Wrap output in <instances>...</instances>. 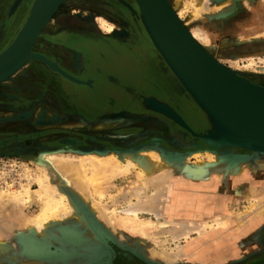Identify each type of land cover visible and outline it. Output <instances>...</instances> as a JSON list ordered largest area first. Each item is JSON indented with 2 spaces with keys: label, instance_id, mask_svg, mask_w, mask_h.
<instances>
[{
  "label": "rangeland",
  "instance_id": "obj_1",
  "mask_svg": "<svg viewBox=\"0 0 264 264\" xmlns=\"http://www.w3.org/2000/svg\"><path fill=\"white\" fill-rule=\"evenodd\" d=\"M8 1L11 2L0 0V6L7 5ZM105 1L110 0H71L54 17L52 26L57 30L45 31L37 45L46 46L50 53H59L56 46L67 33L68 23L74 22L80 28L75 35L84 36L75 46L86 53L89 44L105 54L111 66L101 65L112 76L109 78L112 84L111 89L99 90L70 83L78 90L88 88L99 98L101 110L116 113L88 123L81 116L68 113L55 101L48 107L49 112L39 113V106L20 111L2 105L17 89L10 83L0 85V142L12 139V136L2 135H11L15 129L37 135L0 148V264H115L120 254L141 264H264V155L250 157L239 174L219 176L206 169L205 174L194 175L191 171L198 170V163L205 160L207 153L220 157L223 150L205 146L199 139L200 146L194 148V137L184 135L180 127L156 114L126 112L109 106L105 102L107 93L113 98L123 95L129 104L139 106L144 91L178 108L195 132L209 131L212 127L206 114L160 57L144 29L136 3L133 0L124 3L126 12H122ZM180 1L182 6L188 7L183 17L185 21L200 0ZM15 2L0 9V29L8 26L23 0L12 12ZM208 4L214 9L217 6V3ZM229 13L207 29L212 55L218 63L264 89L254 82L257 80L264 85V35L248 38L245 35L249 21L239 20L237 12ZM123 15L131 21L124 22ZM59 21H64L63 25ZM134 32L142 34L141 39L128 48L120 41V35L129 39ZM10 34L7 39L3 38L0 46L7 42ZM258 44L262 45L253 53H247L251 46ZM112 53L118 55L115 57ZM135 53L147 54L150 64L139 62ZM152 61L157 63L158 72L152 68ZM84 75L86 81L76 80L89 82L90 77ZM18 76L19 72L10 78L12 84ZM103 82L97 79L95 84L102 86L106 84ZM118 85L127 92L117 89ZM140 149L155 151L161 160L166 159L165 170L145 176L139 168L122 166L119 155ZM230 151L253 155L241 148ZM47 152L61 155L64 161L82 169L80 184L89 202L81 200L77 191L56 174L50 176L52 181L46 180V190L41 187L43 175L37 159ZM167 177L172 180L170 201L159 217L148 212L138 217L125 213L130 205L137 204ZM189 179L209 181H199L204 183L201 186L191 185L193 182ZM184 180L188 187L179 188L178 181ZM212 181L213 184H209ZM9 189L15 193L14 201L1 195ZM56 192L62 196L59 198ZM178 192L183 193L179 198L184 201H179ZM45 205L51 208L46 217L48 229L30 231L31 223ZM203 224L208 225L204 233H192L187 239L174 237L180 226ZM249 231L252 232L247 233ZM209 233V237H205Z\"/></svg>",
  "mask_w": 264,
  "mask_h": 264
},
{
  "label": "water",
  "instance_id": "obj_2",
  "mask_svg": "<svg viewBox=\"0 0 264 264\" xmlns=\"http://www.w3.org/2000/svg\"><path fill=\"white\" fill-rule=\"evenodd\" d=\"M21 1L15 2L12 12L18 8ZM65 1L35 0L33 2L23 31L0 55V78L6 76V80L14 75V70L22 62L26 64L29 61H40L74 83L99 90L111 89L112 83L109 78L112 76L106 73L101 65L110 67L111 63L95 46L86 45L88 51L85 53V61L79 66L90 77L87 83L77 81L42 55L30 54L27 57L42 28L58 14ZM135 3L152 43L157 50L159 45L163 51L161 54L158 50L160 57L182 88L206 114L212 127L209 131L195 132L178 108L144 91L139 106L129 104L130 102L123 95L113 98L110 93L106 94L108 97L105 102L109 106L121 108L122 111L135 110L142 114H156L170 121L185 131L184 135L190 134L196 139L194 148L200 146L197 143L199 139L205 146L217 150L241 148L253 154L236 155V159L247 160L254 155H264V89L253 85L241 74L218 63L217 59H213L197 47L165 0H136ZM82 47L84 48V45ZM112 55L116 57L118 53ZM97 79L103 80L107 85L102 84L103 88L98 83L95 84ZM117 89L127 92L125 87L119 86ZM11 140L18 141V137L2 141L0 147L7 146Z\"/></svg>",
  "mask_w": 264,
  "mask_h": 264
},
{
  "label": "bare ground",
  "instance_id": "obj_3",
  "mask_svg": "<svg viewBox=\"0 0 264 264\" xmlns=\"http://www.w3.org/2000/svg\"><path fill=\"white\" fill-rule=\"evenodd\" d=\"M26 1L27 0H25V2ZM70 1L71 0H66L64 2L63 6ZM133 1L135 2L136 0H133ZM16 2H17V0H16ZM165 2L168 5V7L170 8L173 15L178 20V22L182 20L183 23H180L181 26L183 27L185 32L191 36L195 45L197 47H200V49L204 53L211 56L215 60H216L215 56L212 55V53H213L212 48L213 47L211 48L210 39H209L206 32H208L207 29L209 26L210 27L214 26V24L217 23V19L221 21L223 17H226L228 12H230V13L231 12H237L238 15L240 14L239 20L245 19V20L249 21L250 26H248L247 31H246L247 33L245 35L248 38H250V37L251 38H257L259 36L264 35V0H213V1H211V0H209V1L200 0L199 5L194 9V12H191V13L189 12L190 16L185 21L183 20V17H184V14L187 13L186 11H188V7L182 6L180 0H165ZM208 2L210 4L217 3V6L215 7V9L210 8ZM27 8H28V5L26 4L21 9H22V11H24L25 9L27 10ZM29 12H30V10H29ZM29 12H28V14H29ZM28 14H27L24 22L22 23V25L18 29L13 40L0 53V55L2 53H4L14 43V41H16V39L19 37V35L23 31V29H24V27L28 21V18H29ZM53 20L54 19H51L50 21H48L46 23V25L42 28V30L40 31L36 41L34 42V44L32 46V48L28 52L27 57L30 54H37V53H32V50L34 49L39 38L41 37V35L45 31L57 30V27L52 26ZM215 20H216V22H215ZM224 23H227V22H224ZM226 26L227 25L225 24L224 27H226ZM222 30L224 32V28H222ZM113 35L116 37V35H118V34L115 32ZM120 36L122 39L128 38L127 36H125L123 34H121ZM153 39H154L155 43H157V45H158V42L156 41V38L154 37V35H153ZM260 45H262V44L251 46L250 49L247 50L248 51L247 53H253V51L257 50L258 47H260ZM212 46H213V44H212ZM158 48H159L158 50H160L159 52L162 54L163 51L159 45H158ZM259 50H260V48H259ZM31 62L32 61H29L26 64H24L22 62L16 68V70H14L13 73L17 74L19 72V75H20L24 71V69L27 67V65ZM152 63H154V65L157 67V65L154 61ZM33 70H34V68H33ZM14 75L12 74V76H14ZM11 77H9L6 80H5L6 76L0 78V85H8L10 83ZM19 91H21V90H19ZM58 96H60V94ZM11 98H13V97H11ZM64 99H66V98H64ZM60 100H62V99H60ZM65 108H66V105H65ZM64 117H65V115H64ZM107 118H109V117H107ZM105 120H107V119H105ZM138 121H141V120H138ZM37 122H39V121H37ZM37 122L35 124H40ZM58 122H59V120H58ZM40 146H38V147H40ZM223 152L225 155L223 154L220 157H217L214 154L207 153L204 157L205 160H203L202 162L199 161L200 164L198 163V165H199L198 170L193 169V171H191V172L193 174L195 173V174H201L202 175L205 172V170L207 169V170H209V173H211L213 175H219V176H224L228 173L239 174L242 171V169L244 168V166L246 165L245 163L248 159L247 160L236 159L237 157H235V156L237 154L232 153L229 148L223 149ZM232 154H233V156H231ZM118 158L122 162V166L128 167V168L129 167L139 168L142 171L141 174L145 175V176L146 175H152V174H158V173L163 172L165 170L166 164H167L166 159L161 160L159 155L155 151H152V150L146 151V150L140 149V150H137L135 152H124L123 154L119 155ZM64 159L65 158H63V156H61V155H53V153L50 154L48 152H47V155H42L40 158L37 159V162H38L37 164H40V169L42 170V175H43V182L41 184V187L44 188V185L47 184L46 180L52 181L51 180L52 177L50 178V176L53 174H56L55 175L56 177L58 175V177L61 180L65 181L66 184L68 183L69 185H71L72 189H75L77 191V194L79 195L80 199H83L84 201L86 200L87 202H89L87 200L88 199L87 193H86L84 187L80 184L81 183L80 179H82V174H83L82 169H80L75 163L69 162V161H64ZM76 160H78L79 162H82L80 158H76ZM253 160H254V158H253ZM79 162H78V164H79ZM181 167H182V165H181ZM171 181L172 180L170 177L164 178V181H162L159 185L152 187L154 189L152 190V192L150 194H148L143 199H141L137 204L130 205L125 210V213L127 215H130V216L138 217L140 213L148 212V213L155 215L156 217H159L160 213L169 204L171 190H172V182ZM188 181H190V180H188ZM60 183H62V182H60ZM178 185L180 186L179 188H182V189H185V187H188V184L185 180L180 181ZM245 188H246V186H245ZM1 195L5 198H10L11 200H13L14 198L16 199L15 193L11 192L10 189L7 190L6 192H3ZM56 195L60 198L62 196V193L56 192ZM176 195L178 196V198H179V196L181 198L183 193L178 192ZM180 198H179V201L182 200ZM6 201H8V200H6ZM182 201H184V200H182ZM50 209H49L48 205L44 206V208L41 210V212L38 214V216L35 218V220L31 223L30 231L37 232L40 230H46V228L49 225L46 217H47V214H49L48 212H51ZM92 210L95 211V207H92ZM96 213L98 215H100L97 211H96ZM101 217H102V215H101ZM218 224L221 225L222 222L219 221ZM207 228H208L207 224H203V225H199V226H197V225L180 226L178 233L176 232V235L174 237L177 239H179V238L187 239L190 237V235L192 233H195V232H198L200 234L204 233ZM212 233H213V231H212ZM209 235H210V233L207 234L205 237L208 238Z\"/></svg>",
  "mask_w": 264,
  "mask_h": 264
},
{
  "label": "flooded vegetation",
  "instance_id": "obj_4",
  "mask_svg": "<svg viewBox=\"0 0 264 264\" xmlns=\"http://www.w3.org/2000/svg\"><path fill=\"white\" fill-rule=\"evenodd\" d=\"M85 1H88V0H85ZM93 1H95V0H93ZM13 2H15V0H11V2L8 1V4L7 5L4 4V5L0 6V9L6 8L10 3H13ZM127 2H130V0H110L109 2L105 1L104 3L109 5V6L116 7L120 11L122 10V12H126V10L124 9L125 7H123V6H124V3H127ZM25 3L28 5L27 11H22L21 8H23V6L26 5ZM32 3H33V0H27L26 2H25V0H23V2L21 3V5L18 9L17 14L11 19L8 26H6L5 29L4 28L0 29V34L2 35V37L0 39V43L3 40V38L7 39V36L10 34V31H13V33L10 34L7 42H5V44H2V46H0V52L9 43L10 39L12 38V36L16 32V30L18 29L20 23L22 22V19L24 17H26L28 10H30V8L32 6ZM123 19H124V22L131 21L128 16H124ZM63 22L64 21H59V24L63 25ZM66 27H67V31H66L67 33L65 35H63L62 40L59 42L58 46H56L59 48V53H70L71 55H74L73 53H83L84 54L85 53L84 50L77 48V46H75V43H77L80 40H84L83 39L84 36L81 37V35H75V34L80 32V28H78V26L74 22H71V21H70V23H68V25ZM141 36H142V34L139 35L137 32H134L129 39L128 38H126V39L120 38V41H123L124 45L128 46V48H129L133 45V42H139L141 39ZM41 37H42V35H41ZM41 37H40V39H41ZM40 39H39V41H40ZM38 42H37V44H38ZM37 44L35 45V47L33 49L34 53L45 55V57H47L48 60L57 64L61 69L66 71L68 74H72L76 78L86 81V79L84 78L85 71L82 67L81 68L83 70L79 67L80 65L76 66V68H74L73 70L70 71L65 65L62 64L61 61L59 62L56 57L49 54L50 52L46 48V46H44V45L38 46ZM51 53H54V52L51 51ZM131 54H133V53H131ZM135 56H136V58H138L139 62L147 64V65L150 64L149 63L150 57H148L147 54L135 53ZM152 62H151L152 68L156 72H158L155 68L154 63H152ZM29 64L27 65V67H29ZM157 68H158V65H157ZM25 69L18 76V78L13 80L14 84L10 83L11 86L16 88L17 90L15 91V93L13 95H8L10 97V99H7L2 104L3 106H12V107H15L16 109H19L20 111H25V112L30 110L31 107H38L39 106L40 107L39 113H40L42 110H46L47 112H49L48 107H51L52 104H54L53 102L55 101V104L61 105L64 108L66 105L65 109L68 113H71V114H74L77 116H82V117L84 116V117H86V119L91 120V121H93L94 119L98 120L99 118L101 119V117H103V116H108V115H112V114L116 113V112L111 111V110H101L100 108H98L100 106L99 98L96 97L94 94H92L88 88H83V89L81 88L80 90L75 89L76 87H73L70 82H68L65 78H63L61 75L57 74L53 70L50 71L52 77L50 76L44 82L43 80H45V79H43V77L36 76V74L33 72V70L31 71L29 69L28 70H25ZM254 82L256 84L264 87V85L260 84V81L254 80ZM42 84L45 87L44 89L36 88V86H38V85L40 86ZM60 87L64 88V92H65L66 96L62 93L63 90H61ZM19 90H21V91H19ZM59 94H60V96H58ZM61 95L64 98H66L67 100L64 99ZM11 97H13V98H11ZM69 97H70L72 103L69 102ZM60 99H62V100H60ZM68 102H69V104H68ZM46 103H47L48 107H46L47 106ZM95 116H97V117H95ZM9 136H12V139L14 137H18V142L28 141V138L37 137V135H32L31 133H27V132L21 131L19 129L18 130L15 129L11 135H5V136L2 135V137H9ZM6 140H8V139H6ZM13 143H14V140H11V142L5 147H8V146L12 145ZM3 147L4 146H2L0 148L2 149ZM115 264H141V263H139L138 261L133 260V259L130 260V259L126 258L123 254H120L117 257Z\"/></svg>",
  "mask_w": 264,
  "mask_h": 264
},
{
  "label": "crops",
  "instance_id": "obj_5",
  "mask_svg": "<svg viewBox=\"0 0 264 264\" xmlns=\"http://www.w3.org/2000/svg\"><path fill=\"white\" fill-rule=\"evenodd\" d=\"M27 11V10H26ZM50 55H52V56H54V57H56L57 58V60L60 62H62V64L63 65H65L70 71L71 70H73L74 68H76V66H78V65H83L84 64V61H85V53L83 54V53H73L74 55H71L70 53H49ZM42 55V54H41ZM43 57L45 56V55H42ZM47 60H48V58L47 57H45ZM50 61V60H49ZM34 62V63H33ZM82 62V63H81ZM29 66L30 67H26V69L25 70H33L32 68H34V70H33V72L36 74V76H39V77H43V79H45V80H43L44 82L51 76L52 77V75H51V73H50V71H52V69L48 66V65H46L45 63H42V62H40V61H32L30 64H29ZM31 68V69H30ZM36 69V70H35ZM43 71V72H42ZM71 77H73L74 79H76V77L75 76H73L72 74H69ZM67 80V79H66ZM68 82H71V81H69V80H67ZM10 83H11V80H10ZM36 88H40V89H44L45 87H44V85L42 84V85H38V86H36ZM59 88V87H58ZM60 89L61 90H63V94L65 93L64 92V88L63 87H60ZM66 90V89H65ZM65 95V94H64ZM66 96V95H65ZM68 97V96H67ZM69 102L70 103H72V101H71V99H70V97H69ZM69 102H68V104H69ZM48 103V102H47ZM47 103H46V105H47ZM51 105V104H50ZM46 107H48V105L46 106ZM82 117V116H81ZM31 119V118H30ZM29 119V120H30ZM82 120L83 121H87L88 123L89 122H92L91 120H88V119H86V117H82ZM98 120H100V118L98 119ZM79 156V155H78ZM82 156H91V155H87V154H82ZM189 180H191L193 183H190L191 185L192 184H198V185H201L202 186V184H204V183H198L199 181H209V179H201V180H196V179H189ZM178 182H180V181H178ZM206 184H207V182H206ZM209 184H213V181L212 182H210ZM81 200H83V199H81ZM247 226V225H246ZM252 232V231H251ZM250 231L249 232H247V233H251Z\"/></svg>",
  "mask_w": 264,
  "mask_h": 264
}]
</instances>
